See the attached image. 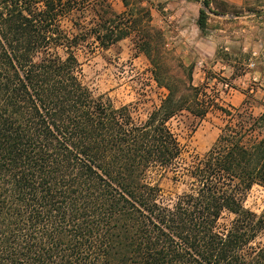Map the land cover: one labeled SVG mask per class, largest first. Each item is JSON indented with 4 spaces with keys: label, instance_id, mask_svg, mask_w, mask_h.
Masks as SVG:
<instances>
[{
    "label": "trees",
    "instance_id": "1",
    "mask_svg": "<svg viewBox=\"0 0 264 264\" xmlns=\"http://www.w3.org/2000/svg\"><path fill=\"white\" fill-rule=\"evenodd\" d=\"M121 1L0 0V264H264V208L243 205L264 188V112L221 106L178 59L184 79L165 72L150 9ZM132 34L166 89L145 118L94 95L78 58ZM212 110L218 136L183 159L169 121ZM168 176L183 188L164 202Z\"/></svg>",
    "mask_w": 264,
    "mask_h": 264
},
{
    "label": "rangeland",
    "instance_id": "2",
    "mask_svg": "<svg viewBox=\"0 0 264 264\" xmlns=\"http://www.w3.org/2000/svg\"><path fill=\"white\" fill-rule=\"evenodd\" d=\"M108 1L117 13L124 11L121 0ZM203 1L143 0L151 11L152 25L163 34L168 51L164 71L184 79L186 71L178 66V59L193 67L192 84L206 82L207 94L221 106L238 107L249 96L253 112H264V0H208V7ZM200 9L206 13L203 31L196 23ZM62 26L69 29L70 24L63 21ZM136 38L132 34L108 49L91 44V49L78 51V58L82 80L94 95L107 97L115 107L131 105L136 117L145 118L166 89L153 80L152 65L136 48ZM223 123V115L212 110L202 120L185 113L171 119L169 127L183 148L182 158L188 160L208 150ZM160 183L164 202L183 188L170 177ZM243 205L259 214L264 208V188L252 187Z\"/></svg>",
    "mask_w": 264,
    "mask_h": 264
},
{
    "label": "crops",
    "instance_id": "3",
    "mask_svg": "<svg viewBox=\"0 0 264 264\" xmlns=\"http://www.w3.org/2000/svg\"><path fill=\"white\" fill-rule=\"evenodd\" d=\"M163 23H164V20H162L161 24H163Z\"/></svg>",
    "mask_w": 264,
    "mask_h": 264
},
{
    "label": "built area",
    "instance_id": "4",
    "mask_svg": "<svg viewBox=\"0 0 264 264\" xmlns=\"http://www.w3.org/2000/svg\"><path fill=\"white\" fill-rule=\"evenodd\" d=\"M250 66H253V64L251 63Z\"/></svg>",
    "mask_w": 264,
    "mask_h": 264
}]
</instances>
